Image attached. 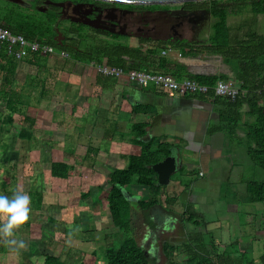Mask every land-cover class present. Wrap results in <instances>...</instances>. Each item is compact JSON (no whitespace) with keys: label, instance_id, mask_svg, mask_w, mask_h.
Masks as SVG:
<instances>
[{"label":"crops","instance_id":"obj_1","mask_svg":"<svg viewBox=\"0 0 264 264\" xmlns=\"http://www.w3.org/2000/svg\"><path fill=\"white\" fill-rule=\"evenodd\" d=\"M41 1L44 0H38ZM8 3L22 8L27 14H31L33 10L37 11L14 2ZM233 15L239 14L231 12L227 17L231 42L249 34L264 36V31L257 33L247 30V26L230 25L229 21ZM210 17L212 18L211 15ZM252 17L254 18L251 24L258 26L261 15L255 17L252 14ZM213 23L214 19L206 28H195L192 37L183 36L177 43L165 41L161 45L159 56L169 61L168 66L171 69L189 75L226 76L225 82L239 91L242 83L235 78L231 67L225 64L222 56L212 55L208 51ZM199 32L204 33L203 38L197 39ZM95 36V31L86 34L85 39L92 43V48L84 49L80 46L81 61L75 60L71 55L63 57L62 54L66 51H55L52 55L36 56L35 59L30 56L31 62L25 58L16 61L13 89L22 92L27 98L28 104L23 108H26V115L35 114L29 118L31 124L36 127L45 122L46 141L52 146L60 145V148H57L60 150V159L52 162H64L73 168L68 179L53 178L48 172L51 180L70 181L78 174L73 161L85 154L92 155L96 161L93 169H89L90 172H110L109 178L115 170L127 168L130 156L140 155L141 147L135 140L152 141L154 148L158 144L166 145L171 151L169 156H175L177 159V171L170 177L169 184L164 186L160 195V204L170 209V213L160 207L149 211H142L137 207V201L147 199V187L132 185L124 189L129 196L138 199L131 201V223L136 213H146L150 221H147L149 230L146 234L150 241L149 250L154 249L157 237L163 238L162 251L164 244H169L173 248V255L180 256L182 264L187 263L189 251H194L198 245L193 242L190 245V241L194 239L204 244L202 236H212V226L215 222L205 221L204 215L197 208L206 200L202 191L204 183L213 185L216 182L214 197L222 204L219 209L223 211L217 219V224L221 221V225L225 226L220 228V231H225L230 241L229 244H216L215 238L211 237L205 245L206 250L211 254H219L227 248L233 256H239L245 255L246 250H258L255 246L257 243L262 249L264 203L246 201L247 184L257 183L255 176L264 172L250 160L247 153L246 122L253 121L247 116V105L244 104L238 110L239 117L230 130L229 125L221 123V115L229 113L221 103L224 98L215 102L216 97H210L208 94L178 96L153 85L137 87L129 83L126 77H105L95 69V65L99 64L94 59L99 45L94 42ZM71 37L72 41L76 38L73 33ZM72 41L70 45L73 44ZM124 45L133 48L139 46L130 43ZM152 45L146 44L140 50L145 53ZM163 51H166L165 55L162 54ZM121 60L126 66L124 70L133 66L139 68V71L148 72L145 63L131 61L128 56H122ZM25 86H30L29 92L22 90ZM259 105L264 107V97ZM232 114L236 115L233 112ZM138 125L144 128L141 138L136 139L133 128ZM136 131L139 133L140 128ZM30 132L34 139V133ZM106 185L107 181L105 185L98 187ZM222 185H231V199L226 195L218 197ZM241 215L249 216L244 220L248 224H241ZM191 224L194 225V231L190 230ZM132 227L135 237V229ZM114 228L118 230L117 227ZM135 240L138 243L136 237ZM240 240L251 243L239 246ZM146 253L149 254L147 251ZM261 255L262 250L257 258ZM257 258L253 257V260L257 261Z\"/></svg>","mask_w":264,"mask_h":264},{"label":"trees","instance_id":"obj_2","mask_svg":"<svg viewBox=\"0 0 264 264\" xmlns=\"http://www.w3.org/2000/svg\"><path fill=\"white\" fill-rule=\"evenodd\" d=\"M187 5L195 9H206L210 13L214 19V23L212 24V35L208 40V43H210L208 51L212 55L222 56L225 64L231 67L235 78L242 83L238 95L234 100L222 99L221 103H223V107L229 113L221 115V123L229 125V129L232 130V127L235 126L234 123L239 117L237 115L238 110L244 104L247 105L249 109L247 116L253 120L252 122H246L247 153L250 160L264 171V107L259 105V102L264 97V92L262 91L264 83V36L249 34L242 39L231 42L230 29L227 26V17L231 12L235 13L240 12L242 9H247L255 17L264 15V0H211L203 3H187ZM156 8L158 6L150 9ZM57 10V8L50 7L46 13L33 10L31 14H27L22 11V8L0 0V27L7 29L14 35H22L29 42L47 44L53 47L55 51H66L75 60L81 61V48L78 40L82 41L85 39L81 28L74 27L71 31L76 36V43L70 46L63 44L60 47L53 39L55 25L58 21L56 17ZM117 40L118 37L113 35V42L99 43L94 56L102 57L103 63H99V60L97 63L111 67L126 68L121 57L128 56L131 61L145 63V69L148 72L170 75L178 81L193 79L199 84L210 88H213L218 81H225L227 79L223 75L193 76L171 69L168 66L169 61L159 56L162 48L158 43H152L153 45L143 53L140 48H143L146 44H150V42L140 41L139 46L133 48L125 46ZM32 56L35 59L39 55ZM25 60L31 62L29 57L25 58ZM16 68L17 62L14 57L8 54L4 45H0V105L3 107V112L0 115L1 130H3L4 126L15 123L14 116L16 114L23 117V120L31 121L30 118L26 117V108L23 109L28 104L27 98L22 92L13 89ZM127 69L139 70V68L133 66H128ZM208 95L210 97L213 96L212 92ZM219 100L221 99L215 98V102ZM232 112L236 115L234 116ZM138 128H140L139 133L136 131ZM143 128L144 126L140 125L134 126L133 133H135L134 137L136 139L141 138ZM32 137L33 135L30 130L24 127L20 129L17 135V138L23 141H31ZM135 143L141 147L140 155L130 156L126 169L115 170L108 178L107 185L105 187H98L94 198L96 203H106L112 223L119 230L118 243L114 244L112 242L110 246L104 249L102 254L104 264H154V260L135 240L131 218H129L133 203L124 197L122 190L132 185L147 187V199L137 201V207L142 211H149L154 207H160L169 213L171 211L160 204V195L164 187L158 185L157 175L152 170L153 165L171 155L169 147L158 144L154 148L152 141L141 142L135 140ZM71 170L73 168L64 162L50 163V174L53 178L68 179ZM31 197H35L37 207H39L42 203V194L33 193ZM82 197H89V193L82 195ZM246 201L250 203H264V181L247 184ZM168 202L167 199V204ZM248 218L249 216L241 215V224H248L244 221ZM49 220L54 221L53 219ZM193 241L194 244L197 243L198 245H195L194 251H189L190 254L186 264H264V240L262 243V255L257 261L246 254L233 256L227 248L219 254H211L206 250L205 244L201 241L194 239ZM193 243L190 241L189 244ZM4 246L3 240L0 239V248ZM172 249L169 244H164L163 251L167 258L170 257ZM40 254L43 258L40 264H68L48 248H41ZM79 264L87 263L81 262Z\"/></svg>","mask_w":264,"mask_h":264},{"label":"rangeland","instance_id":"obj_3","mask_svg":"<svg viewBox=\"0 0 264 264\" xmlns=\"http://www.w3.org/2000/svg\"><path fill=\"white\" fill-rule=\"evenodd\" d=\"M211 0L202 1L209 2ZM222 1V0H217ZM139 8H153L157 6H135ZM162 7V6H158ZM234 11V10H233ZM236 11V10H235ZM238 11V10H237ZM239 15H233L229 24L237 26H247V30H254L257 33L264 31V15H261L257 24H251L254 17L247 9L238 12ZM200 25L202 28L209 26L213 19L209 13H201L199 15ZM254 27V28H253ZM204 33H198L197 39L203 38ZM104 36H95V44L111 41ZM73 39L72 43H76ZM79 45L84 49L92 48V43L88 40L79 41ZM124 44L125 40H121ZM130 44H136L134 40ZM95 61L103 63L102 57H95ZM97 59V60H96ZM29 92L30 86L22 88ZM31 102V101H30ZM0 105V115L3 112ZM32 113L26 117H33ZM15 123L4 126L0 129V194L11 197L14 190L22 189L31 194L39 192L42 194V203L37 207L35 197H31V212L29 221L17 230H14L12 239L17 241L22 240L25 244L23 249H17L14 246L5 245L0 248V264H40L43 258L40 254L41 248H48L58 255L61 260L68 264H79L86 262L87 264H104L102 254L104 248L110 246L113 242L117 244L119 232L113 227L112 220L108 213L106 203L98 204L94 200L98 185H105L110 172H90L93 169L95 160L92 155L85 156L73 161L78 174L70 181H52L48 175L49 165L52 161L58 160L59 146H52L47 140V131L44 128L45 122L38 127L31 124L29 120H23V117L14 116ZM24 127L34 133V139L31 141H23L17 138L20 129ZM113 161V157L111 159ZM98 173V175H97ZM199 179V178H198ZM200 180V179H199ZM257 183L264 181V172L255 176ZM259 181V182H258ZM217 183V182H216ZM216 183H204L202 191L205 193V202L197 208L204 215L205 221L213 220V233L208 237L203 235L204 244H208L210 238H215L216 244H229L230 239L225 231H220L224 225L217 224L219 215L223 212L219 209V204L214 195ZM215 184V186H214ZM219 187V185H218ZM217 187V188H218ZM231 185H222V190L219 196L226 195L231 199ZM228 191V192H224ZM89 192V197L83 198L81 195ZM138 212V211H137ZM133 216V215H132ZM131 226H134L135 237L138 244L149 252V256L154 260V264H182L180 256H172L167 258L162 251L163 238H156L154 241V249L149 250L150 241L147 238L149 221L146 213L134 215ZM54 221H50L49 219ZM148 219V220H146ZM190 230L194 231V225L191 224ZM196 227V226H195ZM219 228L218 231L214 230ZM117 233V235H115ZM156 237V235H155ZM160 239V240H159ZM172 242V241H170ZM194 242V241H191ZM250 241H239V246L250 244ZM258 250H246L244 253L253 259L257 258L261 252L260 244H255ZM91 251H94L92 254ZM243 253V252H241ZM258 260V258H257Z\"/></svg>","mask_w":264,"mask_h":264},{"label":"flooded vegetation","instance_id":"obj_4","mask_svg":"<svg viewBox=\"0 0 264 264\" xmlns=\"http://www.w3.org/2000/svg\"><path fill=\"white\" fill-rule=\"evenodd\" d=\"M18 4L41 13H46L50 7L57 8L53 39L67 46L71 44L74 27L81 28L85 36L95 31L97 36L113 41L114 35L117 41L125 40L127 44L131 40L136 44L140 41L159 45L165 41L177 43L183 36L192 37L193 30L200 26L199 15L208 12L189 7L187 3L156 9L89 0H19Z\"/></svg>","mask_w":264,"mask_h":264},{"label":"built area","instance_id":"obj_5","mask_svg":"<svg viewBox=\"0 0 264 264\" xmlns=\"http://www.w3.org/2000/svg\"><path fill=\"white\" fill-rule=\"evenodd\" d=\"M0 45L6 47L8 54L12 55L16 61L30 57L32 55L49 56L55 53L53 47L37 43L29 42L22 35H14L7 29L0 27ZM163 55L166 51L162 52ZM63 57H68L69 54L64 52ZM96 71L109 78L119 79L126 77L129 83L137 87H147L153 85L162 91L170 92L178 96L186 95H206L212 92L216 98H224L234 100L238 95V90L231 87L225 81H218L213 88L199 84L193 79H184L178 81L170 75L160 73H151L139 70H124L121 67L107 66L104 64L95 65ZM264 91V83L262 85Z\"/></svg>","mask_w":264,"mask_h":264},{"label":"clouds","instance_id":"obj_6","mask_svg":"<svg viewBox=\"0 0 264 264\" xmlns=\"http://www.w3.org/2000/svg\"><path fill=\"white\" fill-rule=\"evenodd\" d=\"M31 197L22 189L14 190L11 197L0 194V239L7 246L23 249L22 240L12 239L14 230L19 229L29 221L31 212Z\"/></svg>","mask_w":264,"mask_h":264},{"label":"water","instance_id":"obj_7","mask_svg":"<svg viewBox=\"0 0 264 264\" xmlns=\"http://www.w3.org/2000/svg\"><path fill=\"white\" fill-rule=\"evenodd\" d=\"M7 2H14L18 4L19 0H3ZM97 1L102 3H111V4H123V5H132V6H173V5H182L186 3H196L207 0H89ZM183 12V10H179ZM59 36V34H57ZM58 46H62V42H57ZM153 172L157 175V183L159 186L164 187L169 184L170 177L177 171V159L175 156H168L163 161L156 163L152 166ZM122 194L129 201H137L136 197H131L129 194L122 190Z\"/></svg>","mask_w":264,"mask_h":264}]
</instances>
